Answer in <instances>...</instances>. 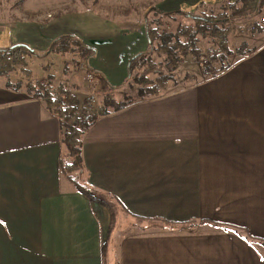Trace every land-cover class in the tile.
<instances>
[{
	"label": "crops",
	"instance_id": "1",
	"mask_svg": "<svg viewBox=\"0 0 264 264\" xmlns=\"http://www.w3.org/2000/svg\"><path fill=\"white\" fill-rule=\"evenodd\" d=\"M222 1L152 6L194 12ZM230 1L239 2L240 26L264 9ZM71 2L78 9L44 20L1 21L0 47L45 49L60 32L75 34L95 49L84 62L96 81L121 88L130 59L148 50L144 13L124 21ZM249 44L217 75L99 116L83 137L81 176L102 202L60 173L62 128L46 101L0 77V264H264L260 25Z\"/></svg>",
	"mask_w": 264,
	"mask_h": 264
},
{
	"label": "trees",
	"instance_id": "2",
	"mask_svg": "<svg viewBox=\"0 0 264 264\" xmlns=\"http://www.w3.org/2000/svg\"><path fill=\"white\" fill-rule=\"evenodd\" d=\"M226 1H224L225 4L223 2L218 6L202 2L194 12L164 11L157 6H152L153 18L145 16L149 41L145 54L148 55L146 61L149 63L150 69H153L155 64L151 55L153 52L159 55L166 54L173 62L185 55L193 54L197 57L201 53H207L211 63H221L214 75L225 71L237 61L236 59L231 63H225L226 55L232 53L230 49L231 29L228 25ZM263 1L260 0V9L263 7L261 4ZM216 7H218L217 11L214 10ZM235 7H237L236 4L232 3V8ZM179 16L190 17L194 23L178 25L174 30L168 29L170 20ZM207 36L216 44L214 49L206 50L200 45V41ZM74 51L87 60L95 52V49L83 44L75 34L57 36L45 49L36 48L29 43H14L7 47H0V77L6 78L7 88L16 91L25 89L30 98L46 101L50 112L57 116L62 128L60 173L91 201L102 202L103 200L95 188L77 178L85 170L82 150L86 130L96 122L100 115L117 112L146 98L160 96V92L166 88L170 78L166 74H161L149 86L147 84L149 80L144 74L141 77L136 76L134 77L136 82H146V85L138 90L139 99L127 97L125 100L118 101L108 92H104L102 100L96 106V101L92 96L82 97L71 89H66L61 83L54 84L53 76L49 73V64L45 65L42 61H49L52 54H65ZM239 52L241 55L245 54L241 48ZM143 55V53H139L130 59L129 77H132ZM44 74L48 75L47 78L43 77ZM239 229L244 230V228Z\"/></svg>",
	"mask_w": 264,
	"mask_h": 264
},
{
	"label": "rangeland",
	"instance_id": "3",
	"mask_svg": "<svg viewBox=\"0 0 264 264\" xmlns=\"http://www.w3.org/2000/svg\"><path fill=\"white\" fill-rule=\"evenodd\" d=\"M82 1H86V4L80 3L79 5H87L88 9H93L103 15H109L108 17L119 16L125 18L126 20L124 21L129 20L128 18H132L133 21L141 22V19H143V13L144 16L148 15L149 17L153 18L154 15L152 5L156 0ZM226 2L227 17L229 20L228 25L231 29L230 49L232 50V53L226 55L225 63H231L236 59L238 60L242 56L246 55L248 52L250 53L249 50L253 49V46L249 44V41L252 40V38H255V33H257V30H259V25L260 30L264 28L263 21L260 20V24L258 23V19H261V17L264 16V9L262 8L260 12L255 14L258 18L255 19L256 21H252L250 25L242 24L244 26H240L238 22L239 19H241L239 2H235V4L238 3L237 7L235 8H232V2L230 0H227ZM51 3L52 0H0V22H13L15 19L44 20L50 16L49 14L52 15L59 11L78 9V6H75L76 4L72 3L71 0H68L62 3L60 6L55 7H53ZM261 4L264 6V1ZM35 6H41L42 8ZM217 8L218 7H216L214 10L217 11ZM39 14H41V18ZM252 16L254 15L252 14ZM193 23L194 21L190 17L179 16L174 20H170V25H167V28L174 30L178 25ZM252 26H254V29H252ZM66 33L60 32L58 36ZM200 45L206 50L208 48L214 49L216 47L214 41L208 36L200 41ZM240 48L243 52L246 51L247 53L245 52L244 55L239 54ZM151 55L153 61L155 62L153 67L155 71H153L152 68L150 69L149 63L146 61L148 55L144 54L140 59L141 62L136 67L132 77L128 79L125 85L117 89H110L108 86H106V84L101 85L99 84L101 81H96V79L89 80L88 74L91 71H89L86 67L84 62L85 59L81 57L76 51L65 54H52L49 58V61H42L45 65L49 64V73L53 76L52 80L54 84L61 83L66 89H71L75 94H79L82 97L92 96L96 101V106L102 100V95L104 92H108L118 101L125 100L127 97L139 99L140 97L138 95V90L142 86L146 85V82H136L134 79L136 76L141 77L144 74L149 80L147 84L150 86L151 82H154L158 76L161 74H166L170 80L168 81L166 88L159 94L163 95L177 88L184 87L188 85L187 83L196 81L203 77H210L214 75L221 64L211 63L207 53H201L197 57L193 54L185 55L180 57L179 60L175 62L169 60V56L163 53L159 55L158 53L153 52ZM47 76L48 75L46 74L43 75L45 78H47ZM23 87L26 88V86ZM23 90L25 91V89ZM26 95L28 94L26 93ZM77 178L84 182L81 174H79Z\"/></svg>",
	"mask_w": 264,
	"mask_h": 264
},
{
	"label": "built area",
	"instance_id": "4",
	"mask_svg": "<svg viewBox=\"0 0 264 264\" xmlns=\"http://www.w3.org/2000/svg\"><path fill=\"white\" fill-rule=\"evenodd\" d=\"M261 20L264 22V16L261 18ZM253 25V24H252ZM252 29H254V26H252ZM88 78H89V80H93V79H95L96 77H95V75L92 73V72H90L89 74H88Z\"/></svg>",
	"mask_w": 264,
	"mask_h": 264
}]
</instances>
